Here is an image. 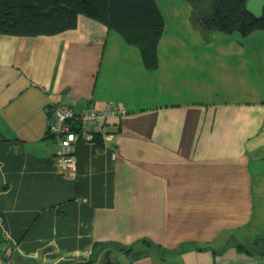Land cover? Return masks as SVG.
I'll list each match as a JSON object with an SVG mask.
<instances>
[{"label":"crops","instance_id":"1","mask_svg":"<svg viewBox=\"0 0 264 264\" xmlns=\"http://www.w3.org/2000/svg\"><path fill=\"white\" fill-rule=\"evenodd\" d=\"M226 41H160L150 70L84 15L57 35L0 37V228L19 255L0 244V264L84 261L96 242L141 239L154 244L114 250L113 264H264L237 235L264 176V53ZM107 102L121 110L114 142H80L67 173L54 107Z\"/></svg>","mask_w":264,"mask_h":264},{"label":"trees","instance_id":"2","mask_svg":"<svg viewBox=\"0 0 264 264\" xmlns=\"http://www.w3.org/2000/svg\"><path fill=\"white\" fill-rule=\"evenodd\" d=\"M188 1L193 18L204 31H220L229 35L240 33L243 38H247L256 30H264V10L261 18L254 17L246 9L247 0ZM81 15L102 22L109 29L117 31L127 44L137 47L148 69L158 67L165 18L157 0H0V37L57 35L76 29ZM115 125L109 123L106 126L110 128ZM100 143L103 141L98 140L97 144ZM140 242L147 245L153 243L148 239H141L131 245L114 241L96 242L87 260L61 264H95L98 261L102 264L106 252L119 250L132 253L135 244ZM0 244H5L4 249L12 248L11 257L16 259L19 256L15 253L14 245H9V241L3 236L1 228ZM254 245L256 249L239 246L249 253L257 249L264 250V234L257 235ZM27 261L38 264L33 258H28Z\"/></svg>","mask_w":264,"mask_h":264},{"label":"rangeland","instance_id":"3","mask_svg":"<svg viewBox=\"0 0 264 264\" xmlns=\"http://www.w3.org/2000/svg\"><path fill=\"white\" fill-rule=\"evenodd\" d=\"M157 1L165 18V30L161 39L163 48L169 46L176 48L184 44L190 47L202 44L208 46L211 43L221 44L223 41L229 40L226 41L229 45L234 44L236 47L253 48L254 51L255 48H259V51L264 53V30H256L247 38H243L240 33L229 35L220 31H204L199 22L193 18L192 7L188 0ZM257 162H253L252 167L255 173L259 166L257 175H260L262 174L260 172L263 164ZM255 185L254 223L252 227L237 232V235H241V237L239 236L240 241L250 249H256L254 240L257 235L264 234V188L261 187V185L264 186V176H256ZM243 237H246V239ZM117 253L115 252V254Z\"/></svg>","mask_w":264,"mask_h":264},{"label":"built area","instance_id":"4","mask_svg":"<svg viewBox=\"0 0 264 264\" xmlns=\"http://www.w3.org/2000/svg\"><path fill=\"white\" fill-rule=\"evenodd\" d=\"M121 110L117 104L107 102L102 107L90 105L76 110L73 106L57 104L54 107L53 121L48 133L59 143L63 169L76 174L79 161L76 155L80 142L96 144L102 140L105 144L114 142L116 132L108 126L119 118Z\"/></svg>","mask_w":264,"mask_h":264},{"label":"water","instance_id":"5","mask_svg":"<svg viewBox=\"0 0 264 264\" xmlns=\"http://www.w3.org/2000/svg\"><path fill=\"white\" fill-rule=\"evenodd\" d=\"M247 11L256 18H261L264 10V0H247ZM111 251L106 252L102 264H113L110 259Z\"/></svg>","mask_w":264,"mask_h":264}]
</instances>
